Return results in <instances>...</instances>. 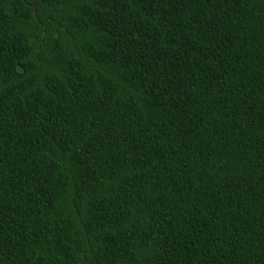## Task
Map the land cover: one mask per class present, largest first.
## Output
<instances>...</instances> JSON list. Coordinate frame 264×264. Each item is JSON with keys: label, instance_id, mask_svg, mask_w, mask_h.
Listing matches in <instances>:
<instances>
[{"label": "trees", "instance_id": "trees-1", "mask_svg": "<svg viewBox=\"0 0 264 264\" xmlns=\"http://www.w3.org/2000/svg\"><path fill=\"white\" fill-rule=\"evenodd\" d=\"M0 264H264V0H0Z\"/></svg>", "mask_w": 264, "mask_h": 264}, {"label": "water", "instance_id": "water-1", "mask_svg": "<svg viewBox=\"0 0 264 264\" xmlns=\"http://www.w3.org/2000/svg\"><path fill=\"white\" fill-rule=\"evenodd\" d=\"M32 7L34 8V6L32 5ZM33 13H34V9H33Z\"/></svg>", "mask_w": 264, "mask_h": 264}]
</instances>
